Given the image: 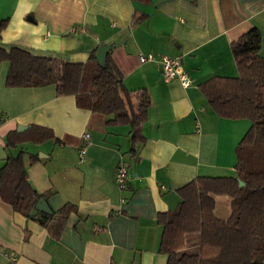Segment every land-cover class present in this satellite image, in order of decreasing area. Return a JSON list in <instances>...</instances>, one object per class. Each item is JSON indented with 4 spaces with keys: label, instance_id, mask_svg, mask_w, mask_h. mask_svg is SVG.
Masks as SVG:
<instances>
[{
    "label": "crops",
    "instance_id": "1",
    "mask_svg": "<svg viewBox=\"0 0 264 264\" xmlns=\"http://www.w3.org/2000/svg\"><path fill=\"white\" fill-rule=\"evenodd\" d=\"M1 21L0 46L63 62H85L108 45L125 88L146 91L151 104L138 129L108 122L73 95H57L54 83L6 85L8 62H0V168L23 151L28 180L49 191L52 211L42 224L0 198V264H166L158 214L174 210L178 189L197 176H236L235 148L251 122L216 114L199 84L238 75L230 43L252 27L264 38V0H0ZM148 52L155 58L140 62ZM163 55L180 58L188 87L162 76ZM31 125L53 137L19 141L28 127H17ZM122 160L131 173L125 189L115 183ZM212 197L214 215L228 218L231 198ZM64 204L73 206L66 216L56 213ZM189 239L195 250L198 236H186V250Z\"/></svg>",
    "mask_w": 264,
    "mask_h": 264
},
{
    "label": "trees",
    "instance_id": "2",
    "mask_svg": "<svg viewBox=\"0 0 264 264\" xmlns=\"http://www.w3.org/2000/svg\"><path fill=\"white\" fill-rule=\"evenodd\" d=\"M5 23L1 21L0 28ZM262 41L256 27L243 33L230 43L238 75L213 76L199 84L216 114L247 118L251 123L235 148L236 176H197L178 189L181 201L174 210L158 214L162 226L159 252L166 255V264H264V56L259 54ZM96 50L85 62H63L20 46H0V62H8L6 85L10 87L54 83L57 95H73L79 107L110 115L108 122H128L138 129L151 104L148 93L128 91L110 51L101 66ZM18 135L19 141L38 142L53 137V132L45 126L31 125ZM36 160V155L29 156L30 163ZM48 193H38L30 184L23 151L8 157L0 168V198L13 211L29 217L37 200ZM212 194L231 198L228 218L214 215ZM72 209V205L64 204L56 213L66 216ZM40 215L43 218H38ZM32 218L44 224L50 217L39 213ZM193 234L198 236V243L195 250L188 252L186 236Z\"/></svg>",
    "mask_w": 264,
    "mask_h": 264
},
{
    "label": "built area",
    "instance_id": "3",
    "mask_svg": "<svg viewBox=\"0 0 264 264\" xmlns=\"http://www.w3.org/2000/svg\"><path fill=\"white\" fill-rule=\"evenodd\" d=\"M155 56L151 53H139L138 59L140 62L151 61ZM160 69L162 76L166 79L176 78L183 87H188L191 83V79L187 71L183 68L182 62L178 57L160 56L159 57ZM82 142L78 148L77 156L79 163H82L85 159L86 144L88 143V133L84 132L81 135ZM127 161L122 160L118 163L115 173V183L118 188L125 189L131 178V173L128 168ZM125 200L122 198L121 202Z\"/></svg>",
    "mask_w": 264,
    "mask_h": 264
},
{
    "label": "water",
    "instance_id": "4",
    "mask_svg": "<svg viewBox=\"0 0 264 264\" xmlns=\"http://www.w3.org/2000/svg\"><path fill=\"white\" fill-rule=\"evenodd\" d=\"M109 48L110 47L108 45H105V46L98 47L97 50H96L95 57H96L98 63L101 66H104L106 55H107V53L109 51ZM26 127H28V126H18L17 129H18V131H21V130L25 129ZM239 185L242 186L243 182L240 181ZM39 212L40 213L49 214V215L52 214V211L48 207V204H47L46 200L43 197H41V198H39L37 200V202L35 203L34 208L29 213V216L30 217L31 216H35Z\"/></svg>",
    "mask_w": 264,
    "mask_h": 264
},
{
    "label": "rangeland",
    "instance_id": "5",
    "mask_svg": "<svg viewBox=\"0 0 264 264\" xmlns=\"http://www.w3.org/2000/svg\"><path fill=\"white\" fill-rule=\"evenodd\" d=\"M191 240H192V239H189V240H188V246H187V248H188V249H187L188 252H192V251H193L192 248H191V247H192V246H191Z\"/></svg>",
    "mask_w": 264,
    "mask_h": 264
}]
</instances>
